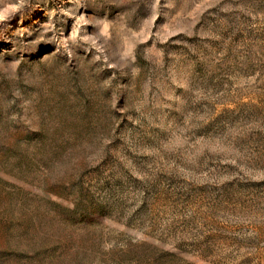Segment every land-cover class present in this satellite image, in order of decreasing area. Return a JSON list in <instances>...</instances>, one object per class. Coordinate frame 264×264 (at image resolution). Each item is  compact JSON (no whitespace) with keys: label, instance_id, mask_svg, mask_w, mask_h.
<instances>
[{"label":"rangeland","instance_id":"obj_1","mask_svg":"<svg viewBox=\"0 0 264 264\" xmlns=\"http://www.w3.org/2000/svg\"><path fill=\"white\" fill-rule=\"evenodd\" d=\"M0 264H264V0H0Z\"/></svg>","mask_w":264,"mask_h":264}]
</instances>
